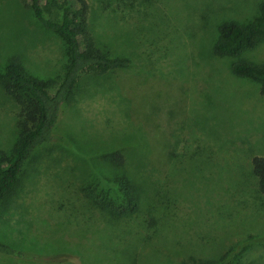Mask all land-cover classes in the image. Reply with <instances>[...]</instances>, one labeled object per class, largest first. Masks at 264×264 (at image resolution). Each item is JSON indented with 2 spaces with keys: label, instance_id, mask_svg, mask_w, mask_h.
<instances>
[{
  "label": "rangeland",
  "instance_id": "1",
  "mask_svg": "<svg viewBox=\"0 0 264 264\" xmlns=\"http://www.w3.org/2000/svg\"><path fill=\"white\" fill-rule=\"evenodd\" d=\"M60 2L42 0L44 16ZM259 2L86 0L97 46L129 65L81 74L54 140L22 164L0 203V241L32 258L0 254V264H264V198L246 181L250 158L264 155V99L230 72L233 58L211 53L217 27L246 24ZM10 56L55 82L66 63L55 32L0 0V72ZM239 58L264 63V39ZM17 111L0 87V152L16 145ZM113 151L116 170L101 158ZM113 171L130 178L140 210L117 224L84 192L115 197Z\"/></svg>",
  "mask_w": 264,
  "mask_h": 264
},
{
  "label": "trees",
  "instance_id": "2",
  "mask_svg": "<svg viewBox=\"0 0 264 264\" xmlns=\"http://www.w3.org/2000/svg\"><path fill=\"white\" fill-rule=\"evenodd\" d=\"M41 1L19 0L22 6L30 10L40 26L55 32L62 39L66 63L57 82L26 74L16 56H10L3 72H0L1 89L18 107L15 122L16 145L10 154L0 152V203L12 191L22 164L36 148L54 140V128L60 117L61 106L70 99L81 74L88 72L99 76L129 65L126 57H112L106 49L97 46L87 25L86 0H61L55 5L56 11L51 17L44 16ZM263 39L264 0H260L256 16L246 24L229 20L217 27L211 53L216 57L233 58L229 67L230 72L235 77L256 83L258 95L264 99V63H252L239 58L243 52L253 48ZM49 89H52V92H49ZM158 108V117L161 114L165 115L163 104ZM164 121L169 132L167 117ZM101 158L114 170L119 169L124 162L123 155L119 151L104 153ZM249 174L246 178L247 183L264 198V155H253L250 158ZM107 181L112 184L113 193L116 195L113 198L89 187L84 189L93 207L104 213L113 224L130 218L140 211L136 187L125 173L113 171L107 177ZM143 221L144 226L150 227L153 219L145 217ZM0 254L24 259L32 258L2 241H0ZM186 263V260H183L180 264ZM200 264L206 263L202 261ZM207 264L211 262L208 261Z\"/></svg>",
  "mask_w": 264,
  "mask_h": 264
}]
</instances>
